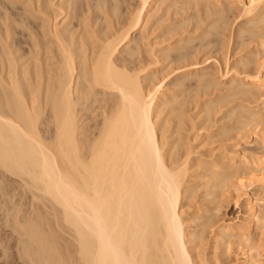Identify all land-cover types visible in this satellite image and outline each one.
<instances>
[{
	"label": "bare ground",
	"instance_id": "obj_1",
	"mask_svg": "<svg viewBox=\"0 0 264 264\" xmlns=\"http://www.w3.org/2000/svg\"><path fill=\"white\" fill-rule=\"evenodd\" d=\"M224 1L0 0V189L10 177L21 178L34 199L53 204L77 242L75 258L36 209L16 222L28 261L222 264L205 252L213 241L223 264H230L233 247L241 250L239 264H264L263 234L250 230L264 224L255 208L264 206V140L255 152L232 147L204 163L196 158L209 171L210 202L220 203L229 189L236 203L247 199L244 221L213 227L211 212L194 215L182 203L194 194L196 145L184 135L186 124L210 117L224 102L198 99L200 90L218 86L223 64L202 66L212 55L200 54L225 40L233 1L240 18H253L238 35L248 34L257 50L237 64L243 70H235L231 88L243 102L228 111L238 115L239 132L261 126L264 133V0L225 1L228 7ZM179 32L180 46H161L162 36ZM169 58L182 71L175 82L173 71L159 67ZM192 104L195 117L187 110ZM250 188L261 191L254 204Z\"/></svg>",
	"mask_w": 264,
	"mask_h": 264
},
{
	"label": "rangeland",
	"instance_id": "obj_2",
	"mask_svg": "<svg viewBox=\"0 0 264 264\" xmlns=\"http://www.w3.org/2000/svg\"><path fill=\"white\" fill-rule=\"evenodd\" d=\"M225 1L230 3L233 0H230V1L225 0ZM221 2L223 3V0H221ZM226 4L228 7V3ZM235 4L237 5V2L233 1L232 5H234V7H232V5L231 7L229 6L230 8H232V10L227 13L228 14L227 15V20H228L227 28L229 29H227L226 34L224 33L223 35L224 37L222 36V40L223 39L225 40L221 41V43L220 42L218 44L216 43V45L215 43L210 45L209 48L207 47V49H204L203 53L200 54L202 58L204 57V55L206 56L205 58L212 55L210 56V59L206 62V64L204 63L202 64V66L207 65L209 63H215L217 65L216 60H219L221 63L223 62V64H221L222 65L221 70L223 72L226 71V67L229 69L232 67L233 68H232V72H230L225 77L221 75L222 71H220V73L219 71L216 72L217 75L215 76L219 83L217 87L211 88L212 90L211 89H206V91L200 90L197 93L198 94L197 96H199L198 99L202 102L210 98L213 99V97L215 98L218 97L217 99L220 98V100L224 102L220 107L216 108L215 113H213L210 117L207 118L202 113L203 115L201 114H200L201 116L198 115V118L194 120H193V117L192 118L190 117L189 122H187L186 124L184 135L185 134L189 135L187 133H190L189 136L194 137L193 145H196V147L195 149L193 148L195 153L193 152L194 154H192L193 155L192 158L194 157L193 159H194V162L196 163L199 160H201L200 163H204L206 160L210 161L209 159L213 158L215 155H218L221 152L227 153V151H229L232 147H233L232 149L236 150V152L238 153H241L245 148H247L249 151L253 150L254 152L256 150L257 151L261 150L260 147L264 140V135H263L264 133L263 134L261 133L262 132L261 126L259 127L260 129L258 128L260 132L258 129L257 130L252 129V127L248 128V130L246 131L243 130L242 132H244V134L242 132H239L235 128L237 127L236 122L238 119V115L235 113L231 114V112L228 111L231 108H233V106H235L236 104L238 105L243 102V99L241 97L235 95V93L238 92L237 89L231 88L233 86L232 77H233V74H235V70H243L242 68L238 67L237 64L239 63V61L246 60L248 58L250 59L253 56V54L256 53V50H257L256 49L257 47H255L256 45L255 41L252 40V38L248 34L244 36L246 37V39L244 37H239L238 35L241 29L243 30L244 29L246 30L249 28L251 29L253 24H249V23L250 22L253 23L254 21H253V18L251 17L242 16L240 18L241 15L239 13L241 12L238 6H236ZM236 11H238V13H236ZM229 19L231 22L229 21ZM247 21L249 23H247ZM189 28L188 30H191V26ZM187 32L188 34L186 33V31L182 34H186L184 36H188L189 34H191L192 36H195L200 32V29L197 33L192 31L194 34L191 31H187ZM170 35L171 33L168 36H162L160 38L159 42H161L162 44L161 46L163 47L165 46L169 47L170 45L171 47L180 46L179 43L177 44V40L183 36L181 35V32H179L178 34L179 36L175 34L179 38L173 35V33L171 36ZM243 38L245 40H243ZM198 42L199 40H195L193 44L196 45L198 44ZM221 44L222 45L226 44V45L221 46ZM190 45L191 47L194 46L191 43ZM211 46H213L214 48H212ZM187 47H190V46L187 45ZM219 47H225V48H220L222 49L220 50ZM144 55L146 56V54ZM178 65L180 66L179 63L172 62L171 59L169 58L168 61L167 60L164 61L163 64L160 65L159 67H168L166 68V72L168 70L167 73H169V70L170 72L173 71L169 79L171 80V82H175L177 77L180 76L181 74L180 72H182L180 69L179 70L177 69L179 67ZM238 78H241V77H238ZM253 103H251L252 106L258 105L257 103H254V104ZM195 106L196 105L192 104V106H190V108L187 109L188 114H191L194 117L199 110ZM232 128H234L235 130H233ZM236 130L238 133H236ZM239 134H240V137L236 138V136L238 137ZM228 138H231V139H228ZM238 143L240 145L236 146L238 145ZM234 145H235V148H234ZM196 158H198L199 160ZM193 159H192V164H194V166H192V168L190 169L189 174L191 176V185L193 187L194 194L192 197H189L188 195H183V202H182L186 204L185 205L186 208L190 206L189 213L192 212L191 214L196 215L198 213L199 214L203 213L204 210H208L207 215L211 212L209 216H211V221L214 224L213 227L214 226L216 227L217 224H219L221 221L230 222V223H238V222L244 221L245 220L244 218H246L247 216V199L242 198L243 200L240 199V201L236 203L238 198L236 199V195L229 189V190H226V194L223 196L224 198L223 197L221 198L223 201L220 200L221 201L220 203L210 202L211 197L206 195L207 188L205 186V182L207 180L206 177L209 174V171H207L203 166L198 167L197 166L198 163L197 164L194 163ZM236 178L237 177L234 176L231 180H236ZM2 185L3 186L1 188L3 190L0 189V192H1L0 193V264H33L32 262L27 260V257L24 256L22 241L25 237L24 235H21V233L18 230H16L17 229L16 222L17 220L21 223L25 222L26 220L28 221L30 216L34 217L33 214L35 215L36 209L38 210L37 213H40L45 218V220L47 219L46 221L49 222L50 220V224H51L50 229L52 230V232L57 234V236L59 237L58 239L59 246L62 245L64 250L67 249L65 250L66 252H68L69 250L71 252L69 253L73 257L75 258L77 257L76 256L77 255L76 253L77 242L74 236V232L71 228L67 227L66 224L63 223V221L58 219L60 217V214L58 212L57 214L55 213L54 206L51 202L47 201V199L46 200L39 199L37 197H35L36 199H34V195H35L34 192L32 190L30 191V188L27 187V185L23 183L21 178L19 179V177L12 176L9 178V181L5 182ZM4 186H5V189L3 188ZM255 188L260 189L257 186ZM255 188L249 189L250 191H252L251 197L249 199L251 201V204L256 203V197L257 196L259 197V195L261 194V191L256 190ZM3 192L6 194H4ZM216 206H218V208L214 209ZM255 208L256 209L260 208L262 216L264 215V206L259 207L255 204ZM216 210H219V211H216ZM250 230L252 234L255 233L256 235H259V236L260 234H263L261 237L264 243V224L261 230L260 228L257 229V232L259 230V234L255 232L256 231L255 226L252 227ZM212 235H214V232H210V229H209L207 232L208 239H210ZM60 238L62 239L61 241H60ZM212 242L213 241L210 242L209 244L210 247L208 246L205 252L206 253L208 252L209 254L208 258L209 257L216 258L218 259V261L222 262L223 264V261H225L226 257L223 255V251L221 247L217 249L218 251L213 249ZM240 253H241L240 249H238L237 247H233L232 253L228 259V262L230 264H239L237 260V255Z\"/></svg>",
	"mask_w": 264,
	"mask_h": 264
}]
</instances>
